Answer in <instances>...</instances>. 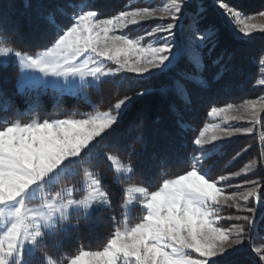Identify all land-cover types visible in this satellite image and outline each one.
<instances>
[{
    "label": "snow or ice",
    "instance_id": "6c2138e0",
    "mask_svg": "<svg viewBox=\"0 0 264 264\" xmlns=\"http://www.w3.org/2000/svg\"><path fill=\"white\" fill-rule=\"evenodd\" d=\"M215 4L241 37L264 35V22H252L264 17V11L246 14L227 0ZM24 7L28 13L14 28L0 13V69H6L9 60L14 62L19 70L15 95L24 96L28 104L22 112L0 89L4 114L0 116V264H222L245 244L257 258L255 264H264V235H260L264 184L258 179L232 183L264 165V152L259 161L253 158L238 171L213 175L221 142L251 134L254 127L205 124L190 139L193 151L186 167L174 175L161 171L150 187L132 178L134 145L142 150L145 146L144 121L138 118L125 125L123 120L132 101L153 89L124 94L106 109L94 108L80 117L22 118L40 108V90L79 95L86 88L99 90L107 81L126 79V74L141 79L158 76L171 81L164 94L175 97L169 105L170 136L177 139L189 128L187 113L196 102L197 89L189 85L207 87L203 73L216 48L215 32L202 26L198 0H162L156 6H129L110 16H104L94 0H26ZM155 21L161 23L141 36L132 38L125 32L130 25ZM20 25L43 33L47 42L34 50L16 46L13 37ZM222 59L217 56L212 63L219 65ZM257 62L255 83L264 86V51ZM222 75L223 68L216 78ZM123 83L119 79V85ZM10 111L12 117L7 116ZM262 113L264 96L213 105L207 115L255 125L264 119ZM106 138H111L113 147L128 141L132 148L127 162L113 151L101 153L122 193L115 206L92 164L93 150ZM240 154L236 152L233 159ZM157 159L161 169L167 166L166 153ZM72 177L78 179L73 182ZM137 206L141 212L133 222L131 213ZM96 212L112 213L109 219L115 223L102 246L60 251L63 237ZM221 221L232 223L223 226Z\"/></svg>",
    "mask_w": 264,
    "mask_h": 264
},
{
    "label": "trees",
    "instance_id": "16d2710c",
    "mask_svg": "<svg viewBox=\"0 0 264 264\" xmlns=\"http://www.w3.org/2000/svg\"><path fill=\"white\" fill-rule=\"evenodd\" d=\"M26 0H0V13H3L10 22V27H16L19 22L27 15L25 9ZM96 7L104 16H110L119 11L130 7H143L146 2L136 0H94ZM203 10L202 26L215 32L212 40L216 43L215 53L212 58L207 59V67L203 73L207 82V87L199 85H189L190 88L197 89L196 102L194 107L187 113V122L189 128L180 133L179 137L173 140L171 132V115L169 105L175 100V97L169 92L164 94V89L171 88V81L162 77L153 76L149 79H136L131 77L118 78L105 82L99 90L95 88H86V96L79 95H60L51 90H40L39 100L40 108L36 112H29L22 118L30 119L33 115L41 118L67 116H84L90 114L95 109H106L110 103L120 98L124 94H133L141 88L153 89L143 97L135 98L124 114L123 123L126 125L132 120L143 119L144 127V148L141 149L137 143L134 145L135 154L132 155V161L135 166L133 180L143 182L146 186L154 187L161 171L167 175H174L181 172L185 167V160L189 158L193 151L190 139L198 133L199 129L205 124L213 123V120L207 115L211 106H222L226 103L240 104L245 99H255L264 95V87L256 85L255 81L259 78V66L257 57L261 51H264V36L256 37L253 41H242L236 38L229 26L222 18L221 14L215 8V0H198ZM236 8L246 14H253L264 11V0H227ZM153 27L149 24L145 27ZM144 28H132L127 33L131 37H137L143 34ZM16 46L24 50H34L47 42V37L43 33L33 30L27 25H20L18 34L13 37ZM211 46V41H210ZM217 56L223 57L219 65L213 64L212 60ZM223 68V75L216 78L217 73ZM19 74L18 68L12 60H9V66L6 69H0V89H3L7 95L14 101V107L22 112L28 109L26 98L15 95L16 77ZM119 79H123V86L119 85ZM131 85V87H129ZM33 92V95H36ZM0 113V116H3ZM14 113L10 111L7 116L12 117ZM264 129V119L261 122ZM106 138L93 150L95 158L92 160L94 170L99 171L103 177L105 187L108 189L113 205L122 199L120 186L114 182V172L107 160L101 153L113 151L120 158L127 162L132 148L128 147V141L121 142L113 147ZM246 149V151L244 150ZM236 152L240 156L235 160L233 157ZM167 154V166L161 169L159 157ZM260 159V150L257 136H246L229 140L222 144L220 151L215 157V168L213 175L219 172H231L240 170L251 159ZM205 161L204 166H208ZM251 179H258L264 184V173L256 168L251 175ZM78 177H74V181ZM264 202V198H262ZM141 212L140 208L132 209L134 218ZM115 214L119 217V209ZM112 213L96 212L85 221L80 220L78 230H72L67 237L60 251L74 253L80 247L85 250H96L102 246L115 223L109 219ZM73 221L77 219L72 216ZM260 235H264L261 233ZM255 256L249 250L239 251L227 257L222 264H255Z\"/></svg>",
    "mask_w": 264,
    "mask_h": 264
},
{
    "label": "rangeland",
    "instance_id": "374dc122",
    "mask_svg": "<svg viewBox=\"0 0 264 264\" xmlns=\"http://www.w3.org/2000/svg\"><path fill=\"white\" fill-rule=\"evenodd\" d=\"M136 1H143V2H146V6H148V5H152V6H156L157 4H160L161 2H162V0H136ZM215 8L217 9V11L221 14V16H222V18L224 19V21L227 23V25L229 26V29L231 30V32L233 33V35L236 37V38H238V39H240V40H242V41H253L256 37H259V36H264V35H261V34H259V33H256L251 39H246V38H243V37H241L240 35H238L235 31H234V28H233V25H232V23H230L229 22V20H228V18L224 15V13H223V11L222 10H220V9H218V7L215 5ZM253 23H262V22H264V17H257L254 21H252ZM157 23H161L160 21H155V22H148V23H142L141 25H130L129 26V28L128 29H125V32L127 33L130 29H132V28H138V29H141V28H144V29H142L143 30V34H144V32L145 31H149V30H151V28L152 27H145V26H148L149 24H154V26L157 24ZM153 26V27H154ZM128 34V33H127ZM142 34V35H143ZM129 35V34H128ZM130 36V35H129ZM141 36V35H140ZM131 37V36H130ZM132 38H135V37H132ZM148 41L146 40L145 41V43H147ZM126 77H131V78H136V79H141V78H138V77H136L135 76V74H126ZM262 87H264V86H262ZM46 90H51V91H55L56 93H58V94H60V95H71V94H67V93H65V94H61L60 92H58L56 89H54V88H48V89H46ZM86 89H84V91L81 93L82 95H84V96H86V91H85ZM264 96V95H263ZM261 116L262 117H264V113H262L261 114ZM212 120H213V123H219V124H221L222 126H225V125H231V126H234V127H254V131H253V133H251V134H237V135H235V136H233V137H231V138H228V139H226V140H224V141H222L221 142V144H223V143H225V142H227V141H229V140H232V139H237V138H241V137H246V136H252V135H254V136H257V139H258V146H259V150H260V154L262 153V152H264V142H262V134H264V129H262V127H261V122H262V120H261V122L260 123H257V124H255V125H253L251 122H249L248 120H242V121H225L224 119H223V117H218V118H212V117H210ZM260 160V159H259ZM109 164H110V162H109ZM110 166H111V164H110ZM260 166V169L263 171V173H264V165H259ZM111 168H112V166H111ZM258 168V167H257ZM256 171V169L253 171V172H251V173H249V174H247L246 176H244V175H242L241 177H239V178H236L234 181H232V183L233 184H235V185H239V184H242L245 180H248V179H251L250 177H251V175L254 173ZM71 181H73L74 182V177H72V178H69ZM235 190H237L236 188H231V189H229V191H235ZM134 208V207H133ZM229 211H234V209H232V210H227V211H225L224 212V214L225 215H227L228 214V212ZM260 211L261 212H264V202L263 201H261V207H260ZM230 223H232L231 221H221V224L223 225V226H228ZM256 240H257V242H259V235L256 237ZM243 250H249V248H248V245L247 244H245L244 246H242V248L239 250V251H243ZM239 251H237V252H239ZM250 251V250H249ZM237 252H235V253H237ZM235 253H233V254H235ZM232 254V255H233ZM253 254V253H252ZM253 256H255L254 254H253ZM255 259H257L256 257H255ZM256 261V260H255Z\"/></svg>",
    "mask_w": 264,
    "mask_h": 264
}]
</instances>
